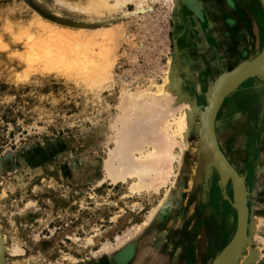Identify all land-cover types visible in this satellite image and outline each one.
<instances>
[{"label":"rangeland","instance_id":"1","mask_svg":"<svg viewBox=\"0 0 264 264\" xmlns=\"http://www.w3.org/2000/svg\"><path fill=\"white\" fill-rule=\"evenodd\" d=\"M53 1L0 0L5 264H140V258L144 264H212L235 236L239 187L232 180L222 187L215 170L206 176L201 125L217 82L236 69L226 65L230 47H221L225 54L212 51L216 44L209 46L204 34L177 24L185 0H175L177 9L166 0H147L145 14L126 3L127 16L116 9L98 12L91 0ZM198 1L203 7L208 2ZM229 1L223 24L261 25L252 60L264 50V8L259 0ZM77 3L90 6V15L76 18L71 9ZM104 55L111 59L107 73L86 67L87 58ZM169 63L175 82L169 111L185 103L191 108L187 146L181 154L176 150L180 159L171 183L158 194L135 195L106 173L129 159L124 149L157 142L160 119L153 111L156 118L139 114L146 123L139 121L144 109L137 102L136 114L127 109L138 121L123 128L117 122L125 112L120 100L125 93L153 91ZM253 81L224 100L215 122L220 150L247 191V235L234 264H264V119L259 123V110L252 118L244 106ZM164 240L172 246L165 262L155 259Z\"/></svg>","mask_w":264,"mask_h":264},{"label":"bare ground","instance_id":"2","mask_svg":"<svg viewBox=\"0 0 264 264\" xmlns=\"http://www.w3.org/2000/svg\"><path fill=\"white\" fill-rule=\"evenodd\" d=\"M91 1H92L91 2L92 5H97L98 12L100 10L101 12H106L107 14L112 13L116 9L126 16L130 15L125 10H123V6H125L126 3H131V2H133V4L135 5V10L137 13L141 12L142 14L145 11V9H149L147 0H113L112 4L110 3L109 0H91ZM262 1L264 2V0ZM53 2L55 3V0ZM166 2L169 4L170 9H171V5L173 6L172 7L173 9L175 6H177L175 4V0H166ZM63 5L66 6L65 4ZM89 7L80 5L77 3V5L72 6L71 10L74 12H77L75 14L76 15L75 17L79 19L80 15H84V16L90 15L89 13L91 9H89ZM187 7L189 8V6ZM175 8L177 9V7ZM87 9H89L88 10L89 12L86 11ZM97 13L96 14L92 13V15L94 14L98 16ZM50 14L62 20L65 18V16L62 15L61 13H58V11H52ZM85 64L87 68L96 69L97 72H101V74L102 73L104 74V73H107V68L109 69L108 66L111 64V59L110 57H108V55L101 56L100 59H95V58L93 59L89 57L87 58ZM101 68L103 69L101 70ZM173 68H174L173 64L169 63L168 72L165 71L164 73L165 77L162 79V82H161L162 84L154 85L153 91L144 89V90H139L135 94L133 93V95H131L130 93L129 94L125 93L122 95V98L120 100V110L123 111L125 109L124 110L125 112L123 116H121L117 120V122L121 124L123 128L127 127L129 121L132 120V118L136 117L135 115H134L135 117L132 116L133 115L132 112L134 111L135 113V111H137L135 109H137L138 103L140 106L139 108L144 109L143 112L141 110V113L140 111L137 113V116H139L138 120L141 118V115L139 114H142V116L147 114V117H146L147 120L151 118L153 119V117L156 118L155 116H153V114H151L154 112L157 113L158 118L160 119L159 126H158L159 130H157L158 128H156L159 134L157 142L153 143L151 141L152 139L150 138L151 140L147 139V141L148 140L150 141L146 143L144 142L142 147H139V149H132L131 151L128 149H124L123 150L124 155H126L129 159L124 163V165L120 169L109 170L107 171L108 173H106L107 178H109L112 181V183L115 184V183L121 182L127 185L128 186L127 188H129L128 190H130V192L135 195H140L142 193H146V195L147 194L155 195V194H158L161 189L165 188L169 183H171V179L173 180L176 177V174L174 172L175 163L178 161L177 159H180L178 157H180V154L183 152V150L187 146L185 140H186V135H187V129L188 127L190 128V124L188 122L189 112L187 111L191 110L190 104L185 103L183 104L184 106L182 108L169 111L170 105L173 104V99L171 98L172 96H170L171 95L170 93L173 91L172 85L175 87V82L173 80L174 74L172 75V73H174L172 72ZM254 73L264 74V56L261 59H258L253 64L250 63V65L246 64L242 66L233 75H230L226 78H222V80H220V82L216 86L213 96L211 97L210 111L206 113V116H204L205 113L203 114L204 118L202 120H204V132L202 134L203 135L202 140L204 142V152H205L206 160L208 164H211L212 166L216 168V170L222 177L230 176L233 171L237 174V176L239 175L236 172V170L228 163L227 158L220 150L219 143H218V137L216 133L217 130L214 126V122L216 119L215 118L216 111H218L219 108L221 107L225 95H227L229 91L237 87V85L243 79H245L247 75L254 74ZM128 106L129 107L131 106L133 111L131 109H127ZM128 110H131L132 114H130V111ZM143 119H142L143 123H146V120H143ZM133 121L135 120L133 119ZM150 123H152V121ZM212 124H213V128H212ZM152 134L154 133L152 132ZM177 149L179 150L180 154L177 153L178 151ZM197 152H198L197 153V159H198L200 156V152L199 151ZM194 174L199 175V171H194ZM177 208L178 206L175 209ZM246 211L243 209L241 211L240 219H242V222L243 220H246L247 218H249L248 208H246ZM247 220H246V223H247ZM241 233L242 231L240 232L237 240L231 246L232 249H235V253L238 251V248L241 244ZM2 235L3 234H1L0 232V246H1L2 251L5 252L7 250L6 240H5V237ZM150 242H151V238H150ZM87 243L89 244L90 241H87ZM165 245L166 243L164 240V242L161 243L160 246H158L159 250H158L157 255H155L156 256L155 259L164 258L163 262L170 259V257H168V253L171 252L170 249H172L171 248L172 246L166 247ZM115 247H118V246H115ZM14 253H16V251ZM221 253L222 252H220L219 255ZM141 257H144V256H141ZM2 263L5 264V259H3ZM139 263L144 264V261L142 260V258H140ZM156 263L154 262V264ZM157 264H161V263H157Z\"/></svg>","mask_w":264,"mask_h":264},{"label":"flooded vegetation","instance_id":"3","mask_svg":"<svg viewBox=\"0 0 264 264\" xmlns=\"http://www.w3.org/2000/svg\"><path fill=\"white\" fill-rule=\"evenodd\" d=\"M184 2L185 3L181 4V8H180L181 11H179L177 13V17H175L177 24H184V22H186L185 23L186 27L191 29L192 32L193 30H195L196 36H198L199 34H204L206 42L209 44V46L211 45V43L216 44L215 47H213L215 49L213 48L211 49L212 51L213 50H216V51L223 50L221 49L222 46H220L219 48L218 40H216L215 42L213 38H211L210 36H207V34L209 35L210 32L207 33L205 24H213L212 15H214L215 12H219V13L216 17L218 19L215 20L214 18V23L223 24L224 17L223 16L221 17V14L225 12L227 7L230 8L229 7L230 1L229 0H218V1L208 0L206 6L204 7H203V4L202 6L199 5L198 0H185ZM233 5L234 6L236 5L235 2L233 3ZM187 6H189V8ZM180 35L181 34H179V36ZM209 50H210V47H207L206 52H209ZM222 53L225 54V51ZM226 60H229V57L228 59L226 58ZM226 65L230 66V60L228 61V64ZM246 93H248L247 95L248 99L245 100L244 106L250 110L248 113L251 115L252 118L256 116L259 110L260 113H259L258 119L260 120L259 123H261L262 119H264V84L258 81H255V83L249 87ZM259 125L260 124H256V126H259Z\"/></svg>","mask_w":264,"mask_h":264},{"label":"water","instance_id":"4","mask_svg":"<svg viewBox=\"0 0 264 264\" xmlns=\"http://www.w3.org/2000/svg\"><path fill=\"white\" fill-rule=\"evenodd\" d=\"M259 1H260V3L262 4V6L264 8V2L262 0H259ZM263 56H264V50L258 56L255 57L256 59L254 58L255 60L252 59V60H250L248 62L242 63L241 65L244 66L246 64L250 65V63L253 64L258 59H261ZM241 65H239L230 74H227L223 78H226V77H228L230 75H233L239 68L242 67ZM251 79H257L260 82H264V74L254 73V74L247 75V77L245 79H243L237 85V87H235L234 89L229 91L227 93V95H225L224 100L229 98V97H231L233 94H235L243 83H245L246 81L251 80ZM220 80H222V78ZM220 80L217 82L216 86L218 85ZM216 86H215L214 90L216 89ZM214 90H213V93H214ZM213 93H212V96H213ZM210 100H211V98H210ZM224 100H223V102H224ZM223 102H222V104H223ZM208 111H210V101H209V108L205 112L204 116H206V113ZM218 111H216L215 118L217 117ZM204 116H203V118H204ZM202 121L203 122H202V125H201V143H200L201 155H202V161H203V164H204V167H205L206 176L207 175L209 176L211 171L215 170L217 173H218V171L216 170V168L214 166H212L211 164H208V162L206 160V156H205V152H204V142L202 140L203 139V135L202 134L204 132V120H202ZM215 122H216V119H215ZM215 122H214V126H215ZM212 128H213V124H212ZM218 175H219L220 184L222 185V187H225L230 180L235 182L238 185V187H239V191H238L237 197L235 199V204L233 205V207L237 210V230H236L235 236L232 239V241L230 242V244L222 251V253L215 259V261L212 264H234L238 260L240 255H241L242 249H243L244 244H245L246 235H247V223H246V220L248 218L246 220H243V222H242V219H240V216H241L240 214H241L242 209L246 211V208H247V191L245 189L243 180L239 176H237V174L234 171L231 173L230 176L222 177L219 173H218ZM247 222H248V220H247ZM241 231H242V233H241V244H240V246L238 248V251L235 253V249H232L231 246L237 240V238H238V236H239ZM4 253L5 252L2 251L1 246H0V264H3L2 261L4 259Z\"/></svg>","mask_w":264,"mask_h":264},{"label":"crops","instance_id":"5","mask_svg":"<svg viewBox=\"0 0 264 264\" xmlns=\"http://www.w3.org/2000/svg\"><path fill=\"white\" fill-rule=\"evenodd\" d=\"M205 26L207 33L210 32L207 36L218 40L219 47L222 46L224 49L226 45L230 47L229 54L231 57H229V60L232 67L237 68L241 65L239 64L240 61L250 60L260 48L262 42L260 24H205ZM227 37L230 40L229 45ZM253 80L255 79L246 81L240 88ZM260 83L264 84V82Z\"/></svg>","mask_w":264,"mask_h":264}]
</instances>
